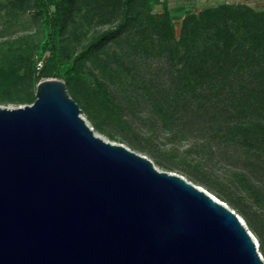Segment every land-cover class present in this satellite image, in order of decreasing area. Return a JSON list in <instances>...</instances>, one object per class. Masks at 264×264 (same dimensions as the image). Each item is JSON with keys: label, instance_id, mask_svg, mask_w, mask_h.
I'll return each instance as SVG.
<instances>
[{"label": "trees", "instance_id": "trees-1", "mask_svg": "<svg viewBox=\"0 0 264 264\" xmlns=\"http://www.w3.org/2000/svg\"><path fill=\"white\" fill-rule=\"evenodd\" d=\"M160 2L0 0V105L62 79L94 131L224 201L264 259V10L209 5L176 32ZM27 12L36 32L2 35Z\"/></svg>", "mask_w": 264, "mask_h": 264}, {"label": "water", "instance_id": "water-1", "mask_svg": "<svg viewBox=\"0 0 264 264\" xmlns=\"http://www.w3.org/2000/svg\"><path fill=\"white\" fill-rule=\"evenodd\" d=\"M0 264H264L242 217L106 139L55 76L0 105Z\"/></svg>", "mask_w": 264, "mask_h": 264}, {"label": "rangeland", "instance_id": "rangeland-1", "mask_svg": "<svg viewBox=\"0 0 264 264\" xmlns=\"http://www.w3.org/2000/svg\"><path fill=\"white\" fill-rule=\"evenodd\" d=\"M163 1L170 10V14L174 22L176 32H178L179 21L185 12L187 11L195 12L205 6L216 5L220 3H231V4L245 3L257 10H264V0H161L160 3L154 5L153 12H160L162 10ZM37 30H38L37 24H35V22L33 21L32 12H27L22 17H20L18 23L12 25V27L10 28L5 29L2 35H11L20 32H32V31L36 32ZM21 73L22 71H20L18 75H20ZM89 79L92 80V77L89 76ZM87 123L90 125L88 121Z\"/></svg>", "mask_w": 264, "mask_h": 264}]
</instances>
